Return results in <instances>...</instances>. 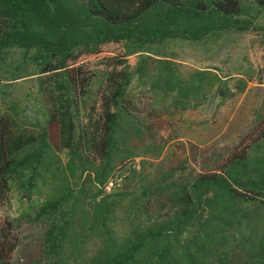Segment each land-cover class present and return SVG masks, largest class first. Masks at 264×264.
<instances>
[{"label":"trees","instance_id":"16d2710c","mask_svg":"<svg viewBox=\"0 0 264 264\" xmlns=\"http://www.w3.org/2000/svg\"><path fill=\"white\" fill-rule=\"evenodd\" d=\"M231 33L249 39L245 60L264 85V0H0V51L33 52L40 73L56 79L48 127L35 132L0 116V264H11L22 243L14 191L32 201L41 184L51 187L35 206L49 264H264V113L227 151L216 141L192 145L199 171L190 158L149 173L145 160L129 165L143 153L161 157L173 140L148 142L133 82L148 77L185 109L212 74L183 78L172 60L149 52ZM59 143L69 157L54 170ZM68 170L80 177L73 182ZM124 201L133 219L118 235L114 211ZM92 236L101 243L86 256Z\"/></svg>","mask_w":264,"mask_h":264},{"label":"rangeland","instance_id":"374dc122","mask_svg":"<svg viewBox=\"0 0 264 264\" xmlns=\"http://www.w3.org/2000/svg\"><path fill=\"white\" fill-rule=\"evenodd\" d=\"M249 49L250 41L242 33L226 34L201 43L172 40L154 47L149 54L156 59L172 60L183 78L190 79L199 70H208L212 74H208L197 89L194 88L185 109L174 107L175 94L154 92L148 77L143 83L133 82V93H140L139 97H134L137 105L133 111L150 128L146 129L151 132L148 142L159 144L167 137L173 140L161 157L152 158L143 153V156L131 158L129 165L140 168L145 160L149 173L156 165L177 166L185 158H190L194 171H199L200 162L193 160L192 145L202 148L216 141L219 150L224 152L251 131L264 113V85L255 84L254 77H251L252 70L245 60ZM32 55L33 52L19 47L0 51V116H8L22 127L38 132L49 125L50 111L55 104L50 94L56 91V79L40 73V66ZM54 150L60 161H54L53 169L60 162L61 169L66 167L68 149L59 143ZM67 173L72 176L69 170ZM80 174L77 172L70 179L74 182ZM82 179H76L79 185L84 184ZM112 186L110 183L106 190L110 192ZM84 187L87 195L96 190L88 183ZM50 190L49 185L41 184L32 201L14 191L10 213L18 218L22 243L11 264H49L43 250L46 226L41 220H35V206L48 196ZM131 209L130 201L116 206L113 225L118 235L130 228ZM88 242L83 254L91 256L101 239L92 236Z\"/></svg>","mask_w":264,"mask_h":264}]
</instances>
